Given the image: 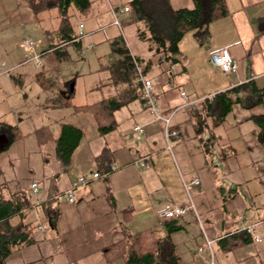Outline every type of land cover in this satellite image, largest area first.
I'll return each instance as SVG.
<instances>
[{"label":"crops","instance_id":"1","mask_svg":"<svg viewBox=\"0 0 264 264\" xmlns=\"http://www.w3.org/2000/svg\"><path fill=\"white\" fill-rule=\"evenodd\" d=\"M87 1L84 15L69 10V21H76H70L71 31L77 37L80 25L84 35L71 46L58 43L56 13L53 23L45 13L51 10L34 16L27 0H0V124L16 132V139L0 151V196L24 193L31 207L24 223L32 227V243L13 249L3 264H105L101 251L121 242V233L144 230L156 241L168 236L178 264H264V143L258 142L257 128L249 120L264 117V98L250 111L230 106L221 125L205 119L214 138L208 156L193 135L189 110L181 108L184 102L199 103L249 81L264 88V33L256 36L254 27L264 17V0H223L227 15L208 24V38L193 42L190 34L182 36L177 63L169 65L136 40L141 25L133 23L129 10L124 12L128 0L122 5L118 0ZM166 1L173 12L193 9L190 0ZM119 37L129 56L139 60L135 73L149 82L158 110L164 116L172 113L169 124L177 134L168 139V150L162 126L142 108L139 88L132 82L113 84L104 70L115 56L112 64L96 70L107 78L85 89L99 101L69 107L56 101L80 77L67 69L69 47L97 38V48H108V53L95 55L100 60L111 57L108 44ZM86 47L94 49L92 44ZM223 48L235 61L233 74H222L208 63L209 52ZM105 91L108 96L102 97ZM108 101L118 104L108 110ZM94 104L110 115L111 132H97ZM34 114L46 123L28 128L25 119ZM62 125L81 136L60 163L54 141ZM134 126L142 132L137 139L131 136ZM7 139L0 133V149ZM221 150L232 155L219 163ZM78 177L87 183L72 190ZM31 184L37 189L34 196L28 193ZM68 193L72 204L65 199ZM188 203L197 220L191 211L175 220L160 217L170 206L185 208ZM245 227H253L258 243L250 238L243 242Z\"/></svg>","mask_w":264,"mask_h":264},{"label":"trees","instance_id":"2","mask_svg":"<svg viewBox=\"0 0 264 264\" xmlns=\"http://www.w3.org/2000/svg\"><path fill=\"white\" fill-rule=\"evenodd\" d=\"M193 9L187 11L180 9L174 11L170 8L166 0H128V12L134 24L141 25L136 29V40L147 45V50L152 55H156L162 64H176L178 53L177 46L182 36L190 34L193 42L205 41L208 38V24L224 18L226 5L223 0H190ZM27 6L31 9L34 16H38L45 11H55L56 19L59 21L56 35H59V44L77 45L72 40L76 35L71 31L69 21V10L73 9L79 15H84L89 8L87 0H27ZM256 36L264 33V17L255 21ZM109 55L115 56L116 61L111 67L104 68L112 79V83L119 82L128 86L133 79L137 78L135 68L139 65V60L131 58L127 53L120 37L113 39L108 44ZM51 48V47H49ZM42 78H36L39 87H42ZM62 100L60 106H70L66 100L72 96V90ZM264 98V88L258 89L254 82H247L238 85L233 89L225 90L222 93L211 95L206 100H201L193 109L189 110V122L193 127V135L200 143L199 147L204 155L208 156L213 146L214 138L210 135L205 119L211 120L215 126L220 123L230 113V106L237 105L246 111L252 107L259 106ZM58 102V101H57ZM142 103V102H141ZM118 103L107 102L106 108L112 110ZM96 111V129L100 135L113 130L112 119L108 112H100L101 104L92 105ZM89 108V107H88ZM88 108L77 107L76 110H86ZM74 109V110H75ZM251 123L256 126V136L260 144L264 143V117L249 118ZM59 137L54 141L55 158L60 162H66L68 155L76 148L81 136L79 130H73L68 125L60 127ZM0 133L7 136L6 143L1 152L8 148V144L15 140L16 132L12 127L0 124ZM100 154L99 160L105 156ZM228 152L221 150L217 162L225 161L229 156ZM105 181V180H104ZM108 188L105 189V191ZM108 197V195L106 194ZM109 198V197H108ZM31 211L30 203L24 193L12 195L7 199L0 196V264L12 252L31 244L30 233L32 227L24 223L26 213ZM55 217L51 219L53 223ZM244 240L250 238L249 235L242 233ZM121 242L110 245L101 251L102 259L105 264H178L174 258V249L168 236L161 241H156L149 230L138 231L134 234L121 233Z\"/></svg>","mask_w":264,"mask_h":264},{"label":"built area","instance_id":"3","mask_svg":"<svg viewBox=\"0 0 264 264\" xmlns=\"http://www.w3.org/2000/svg\"><path fill=\"white\" fill-rule=\"evenodd\" d=\"M128 9L125 8L124 12L127 11ZM81 27L82 26H78L77 27V39L81 40L84 38V35L81 34ZM24 47L27 50H30V44L29 43H24L23 42ZM227 48H223L222 50H213L211 52H209L208 54V63L213 66L216 67V69H218L222 74L226 73H230L233 74L236 72V66H235V61L230 57V55L228 54ZM31 60L36 61L37 58L36 56H33L31 58ZM208 64V65H209ZM132 85L136 86L137 88H139V100L142 102V108H144L146 110L147 113L150 114V116L153 118L154 122H159L160 125L162 126V137L163 140L165 141V145H166V150H168V139H172V138H176V134L177 131L171 130V126L169 124V120H171V115L172 113H170V115L164 116L157 108V101L156 99L153 98L152 95V88L149 84V82L147 80H145L143 77L141 78L139 75L137 76L136 79L132 80ZM180 98L183 99V101L186 99L184 98V95L180 94L179 95ZM198 104V102L195 103H190V102H184L183 106H181L182 109H187V110H191L193 109V107H195ZM142 134L140 128L134 126L132 127V134L131 136L134 139H137L140 135ZM139 167H143L142 164H138ZM97 174H93L91 176L92 179L96 178ZM86 180H84V178L82 177H78L75 184H73L72 186V190L78 185V184H86ZM193 186L197 185V182L193 181ZM29 186V194L30 196H34L35 193H37V189L36 186H34L33 184L28 185ZM65 199L67 202L69 203H73V198L70 197V194L68 193L65 196ZM188 211L193 212V217L195 220H197L196 216H195V212H194V208L191 206L190 203H188V206L185 208H180V206H170L168 209H165L160 217H163L167 220H175L176 218L179 217H183L185 215H187ZM242 233H245L247 235L250 236V241L252 243H258V239L254 236L255 232L253 231V227H245L242 230Z\"/></svg>","mask_w":264,"mask_h":264},{"label":"rangeland","instance_id":"4","mask_svg":"<svg viewBox=\"0 0 264 264\" xmlns=\"http://www.w3.org/2000/svg\"><path fill=\"white\" fill-rule=\"evenodd\" d=\"M117 1V0H115ZM126 0H118L119 5H122L125 3ZM46 14L50 15L52 18L53 23H55L54 21V14L55 12H45ZM44 13V14H45ZM44 14L40 15L43 16ZM70 21H72V24H76L75 19L71 18ZM95 40H97V38L94 39H90L88 41H84L83 43L80 44V47H69V50L67 51V61H68V68L72 74L76 73L77 75H79L80 77L75 78L74 82L72 83V85H70V89L72 91H74V96L72 98H70L68 101L66 100V102L68 104H71L73 106L81 104L84 105L85 103H90V102H96L99 101L100 99L92 94V95H88L85 93V89L87 88V86H89L90 84L94 85L96 84L97 80H99V82H101V80L105 79V76L107 78V74H99L96 73V70L100 67L103 66H108L110 64H112L114 58L111 57H103L100 60H96L95 55L96 54H100L102 51H104L105 53H108V48L106 46V48H97L96 44H95ZM89 44H92L93 48H87L86 46H88ZM93 72H95L93 74ZM108 96V92L105 91L102 95V97ZM36 99H31L29 100V102H33ZM56 101L59 102V100L57 99ZM55 101V102H56ZM42 102V101H41ZM62 102V100L60 101V103ZM81 115V114H79ZM82 116V115H81ZM29 119H25V125L28 128H35L36 126H42L43 124L46 123V120L44 119L43 116H41L40 114H34L28 117Z\"/></svg>","mask_w":264,"mask_h":264}]
</instances>
